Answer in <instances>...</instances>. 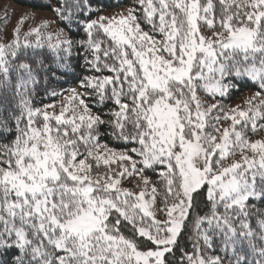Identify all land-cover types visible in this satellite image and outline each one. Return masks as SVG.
Returning a JSON list of instances; mask_svg holds the SVG:
<instances>
[{
    "label": "snow or ice",
    "instance_id": "obj_1",
    "mask_svg": "<svg viewBox=\"0 0 264 264\" xmlns=\"http://www.w3.org/2000/svg\"><path fill=\"white\" fill-rule=\"evenodd\" d=\"M32 7L0 16V264H264V0Z\"/></svg>",
    "mask_w": 264,
    "mask_h": 264
},
{
    "label": "trees",
    "instance_id": "obj_2",
    "mask_svg": "<svg viewBox=\"0 0 264 264\" xmlns=\"http://www.w3.org/2000/svg\"><path fill=\"white\" fill-rule=\"evenodd\" d=\"M6 1H10L19 7L27 8V9H30L33 11H41V12L43 11V12H50L51 13V11L48 9L33 8L32 7V5H34V4L42 3L43 0H0V2H6ZM129 3H130V0H94L95 6L103 8V10H104L103 14H105V13L111 14V13L117 12V11L125 8L126 6H128ZM116 5H119V7H117ZM6 34L9 37L11 36V33L8 32V30H7ZM66 79L70 80V78H66ZM253 91H254V89L249 87V88H242V89H240V91L235 92L233 94L232 99L229 101L230 105L234 101L238 100L243 95L250 96ZM44 102H50V101L45 100Z\"/></svg>",
    "mask_w": 264,
    "mask_h": 264
},
{
    "label": "rangeland",
    "instance_id": "obj_3",
    "mask_svg": "<svg viewBox=\"0 0 264 264\" xmlns=\"http://www.w3.org/2000/svg\"><path fill=\"white\" fill-rule=\"evenodd\" d=\"M6 8L12 12L11 21L7 26L8 27L7 30L10 33L12 31L13 26L16 24L18 18L22 14H25V13L31 14L32 12H35V14L37 16V22L42 18H51L52 17V13H50V12L33 11V10H30L27 8H22V7L15 5L14 3L10 2V1L0 2V16H2L4 14V11ZM12 10H14V11H12ZM121 10H119V11H121ZM119 11H117V12H119ZM114 13H116V12H114ZM105 15H108V13H105ZM246 97H248V95L241 96L238 100L234 101L231 105L242 104Z\"/></svg>",
    "mask_w": 264,
    "mask_h": 264
}]
</instances>
